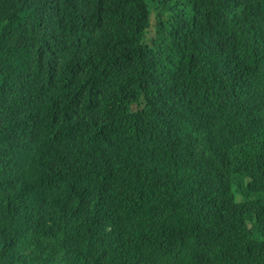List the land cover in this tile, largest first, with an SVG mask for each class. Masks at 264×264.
I'll return each mask as SVG.
<instances>
[{"label": "trees", "instance_id": "trees-1", "mask_svg": "<svg viewBox=\"0 0 264 264\" xmlns=\"http://www.w3.org/2000/svg\"><path fill=\"white\" fill-rule=\"evenodd\" d=\"M150 56L163 70L167 101L185 102V114H200L209 129L235 130L227 115L239 109L264 123V85L246 82L251 71L264 84V0H0V124L16 126L11 139H0V158L14 153L2 190L18 196L39 169L57 181L72 163L84 170L108 162L96 186L99 207L109 209L113 177L144 183L148 164L163 161L151 213L179 188L200 203V225L158 235L141 225L132 244L139 263L120 255L110 263L226 264L231 241V249L244 250L237 264H264V200L238 225L244 231L251 222L249 246L231 220L228 190L236 176L211 171L195 133L178 142L155 132L150 114L161 88ZM162 147L165 158L157 157ZM249 174L264 181L261 172ZM85 221L83 231L98 227L96 215ZM46 237L60 243L77 235L58 227Z\"/></svg>", "mask_w": 264, "mask_h": 264}, {"label": "clouds", "instance_id": "clouds-1", "mask_svg": "<svg viewBox=\"0 0 264 264\" xmlns=\"http://www.w3.org/2000/svg\"><path fill=\"white\" fill-rule=\"evenodd\" d=\"M153 58L156 57L148 58L147 65L153 80L161 88L163 70L157 69ZM261 77L260 74L246 72L247 83L264 85L257 80ZM175 87L182 90V84ZM234 98L240 105V95ZM156 103L159 104L153 106L155 111L150 114L156 133L178 142L195 133L209 157L211 171L226 180L236 176L228 190L232 198L231 220L251 246V222H247L244 231H240L238 225L248 211L264 200V181L249 174L261 172L264 175V123L256 114L239 109L233 116L227 115L228 123L235 130L224 131L221 124L209 129L200 114H185L188 110L185 102L179 99L175 100V104L168 102L166 90L162 88ZM15 128L11 122L1 123L0 139H11ZM128 147L132 148L131 142H128ZM167 152L162 147L157 157L165 158ZM13 158L14 153L0 158V258H4L7 264H111L116 255L139 263L132 244L141 225L148 226L153 235H158L166 230L193 229L201 223L200 203L184 198L179 188L169 197L162 211L151 213L149 202L160 180L157 170L163 161L148 164L142 173L150 179L144 183L134 178L121 183L113 177L106 192L110 208L104 206L101 209L96 175H107L108 162L90 165L84 170L78 163H72L57 181L51 180L39 169L35 181L24 184L19 195L12 197L2 190L1 185L9 176ZM142 158L149 161L144 148ZM123 174L135 175L136 178L138 175L130 172ZM78 211L80 213L74 224ZM89 215H96L98 227L83 231L88 227L85 218ZM58 227L69 228L77 237L60 243L48 240L47 233ZM230 242L224 251L226 264H237L244 256V250L234 251ZM172 260L190 263L187 260Z\"/></svg>", "mask_w": 264, "mask_h": 264}]
</instances>
